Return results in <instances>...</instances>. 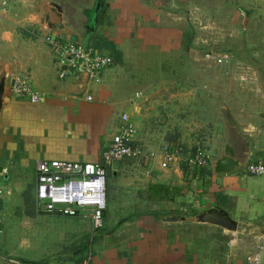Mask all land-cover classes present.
Returning a JSON list of instances; mask_svg holds the SVG:
<instances>
[{
  "label": "crops",
  "instance_id": "1",
  "mask_svg": "<svg viewBox=\"0 0 264 264\" xmlns=\"http://www.w3.org/2000/svg\"><path fill=\"white\" fill-rule=\"evenodd\" d=\"M207 1L218 3L220 11H230L236 17L231 35L243 34L247 30L250 20L246 19L247 7L241 0H91V4L83 0H54L51 2L53 10L50 9L53 14L43 9L44 34L90 45L111 62L98 74L97 80L89 81L85 72H71L61 77L57 52L48 44V50L36 58L42 59L41 65L27 66L25 74L31 86L41 93V100L33 102L16 97L4 87L0 101V165L5 171L0 179L1 224L6 218L4 213L11 207L6 204L22 195L19 188L21 175H18L21 169L32 167L36 185V163L41 159L100 160L116 118L122 112L129 113L122 108L125 98L120 89L124 85L118 83L119 75L114 72L117 61L97 42L106 40L108 44H114L111 47L120 52L121 57L123 45L130 38L140 40L143 47L154 45L169 53L180 51L184 33L186 37L183 28L194 24L190 14L205 10L203 5ZM198 51L202 55V50L192 47V52ZM227 54L231 58V69L225 78L236 82L243 79L248 70L252 73L249 65H242L237 59V51ZM121 72L125 74L122 67ZM261 83L264 90L263 80ZM87 93L92 94L93 100H86ZM140 93L135 92V97L128 99L132 102L138 100L133 109L139 115L136 123L129 114L137 128L134 144L144 146L139 127L142 126L141 119L148 117L150 110L149 106H146V113V109L143 110L147 100L141 104ZM257 120L260 124H253ZM263 123L264 117H257L249 124L252 126L249 130L254 131L242 132L243 137L238 125L232 127L228 134L229 143L224 147H232L236 157L247 159V163L264 161V126H260ZM146 130L149 132V128ZM236 138L239 140L234 142ZM242 138L247 143L244 147L240 143ZM185 147L186 150L190 148ZM144 148L159 151L161 147ZM123 159L128 163L114 164L116 160L108 169L116 179H124L119 171L130 167V162H136V177H131L136 178V195L127 194L122 205L120 200L115 202V210L104 215L107 226L96 238L92 236L91 219L87 214L62 216L75 219L77 224L89 219L91 240L86 245H91L93 252L81 255L87 247L82 244L72 249L79 250L72 257L65 252L73 243L70 241L63 248L52 243L45 250L37 237L44 230L36 224L28 232L22 231L24 236L20 235L16 244L9 241L6 251L0 249V264H264V227L258 226L264 225V174H249L245 165L229 173L218 174L210 168L193 176L182 160L163 168L159 164L161 156L151 161ZM140 164L145 167L138 170ZM32 197L34 209L31 217L60 218V214L37 209L35 188ZM209 208L224 209L229 217L240 223L241 228L250 227V230L233 235L229 233L231 230L211 221H199L198 215ZM25 215L29 218L28 214ZM173 216L177 218L170 219ZM61 231L74 232V235L83 231L85 238L88 236L87 229L81 227L62 228ZM215 232L231 238L222 244L219 236H214ZM17 247L24 250L16 257L13 252Z\"/></svg>",
  "mask_w": 264,
  "mask_h": 264
},
{
  "label": "rangeland",
  "instance_id": "2",
  "mask_svg": "<svg viewBox=\"0 0 264 264\" xmlns=\"http://www.w3.org/2000/svg\"><path fill=\"white\" fill-rule=\"evenodd\" d=\"M1 1L0 81L3 80L6 83L5 88L10 92L15 78L26 79L27 66L38 65L39 67L41 65L42 59L36 58H40L42 52L48 50V42L44 40L48 34H44L42 27L44 22L42 11L46 9L53 14L51 2L54 0H5V4ZM86 1L91 4V0H85V3ZM241 2L247 7L246 19L250 20L243 34L239 32V34L231 35V28H234L236 17L230 11H220L218 3L207 1L203 5L205 10H197L196 13L190 14L194 24L183 28L184 32L186 31V37L182 40L180 51L169 53L154 45H151L152 49L145 46L144 48L140 40L130 38L123 45V57H121L120 52L111 47L114 44H108L106 40L102 43L97 42L107 53L111 52L117 61L114 72L119 75L118 83L124 85V88L120 89L125 98L122 101V108L125 107L132 114L135 123L139 115L133 109L138 100L132 102L128 99L134 98L135 92L139 91L142 94L140 100L143 99L140 103L144 104L147 100L143 105V110L146 109L145 113L150 110L149 116L141 119L140 123L143 127H139L142 142L145 143L144 147L159 148L170 142L180 141L188 148L190 147L189 149H193L199 144L207 149L212 159L223 153L224 144L229 143L228 134L232 127L238 125L240 135L243 137L242 132L254 131L249 130L252 127L249 125L250 122L255 121L257 117H264L262 115L264 90L261 87V80L264 82V3L257 0H241ZM113 13L112 10L109 14L111 18ZM237 21L239 24L238 18ZM192 47L199 48L203 52L206 49H214L219 54L224 53L222 51L233 53L237 51L239 53L236 56L237 59L242 65H249L252 73L248 70V74H245L243 79L232 82V79L228 80L225 75L222 76L225 68L220 65L221 63L217 65L204 61L201 51L194 53ZM121 67L125 74L120 73ZM146 106H149L148 110ZM255 123L260 124L258 120L253 124ZM115 125L114 122L111 131ZM253 126L257 127V125ZM260 126H264V123ZM146 128H149V132L145 131ZM238 140L236 138L234 142ZM234 142L230 141V143ZM240 143L243 147L247 144L243 138ZM118 161L114 164L128 163L126 159ZM129 164L130 167L119 171L124 179H116L111 170L107 171L106 207L102 211L103 225L95 228L90 221L94 238L102 232L101 229L107 226L104 223V215L107 212L111 213L117 206L115 202L120 200V205H122V200L127 194L136 195V178L131 179V177H136V162ZM140 167L145 166L140 164L137 169L139 170ZM18 175H21L19 188L22 195L6 204L11 207L4 213L6 218L2 224L0 223V249L6 251L5 246L9 244V241L16 244L18 237L24 236L21 234L22 231L28 232L31 226L38 224L44 232L40 231L37 237L45 250L52 243L63 248L66 246L65 243L70 241L73 243L65 252L74 257L79 250L72 249L76 246L79 248L82 244L84 246L91 240L89 219H86V223L77 224L75 219L63 218L61 214L60 218L51 219L31 217L34 209L32 196L36 188L32 167L21 169ZM16 199L17 202H15ZM25 213L29 215V218ZM52 214L56 215V213ZM70 227L87 229V238L83 231L76 235L73 234L74 232L61 231L62 228L69 229ZM245 232L244 226L240 232L229 231L233 235ZM214 236H219L222 244L231 238V236L220 235L216 232ZM75 243L77 244L74 245ZM86 246V251L80 253L81 255H87L89 251L93 252L91 245ZM15 249L13 256L16 257L20 256L24 250L19 247Z\"/></svg>",
  "mask_w": 264,
  "mask_h": 264
},
{
  "label": "built area",
  "instance_id": "3",
  "mask_svg": "<svg viewBox=\"0 0 264 264\" xmlns=\"http://www.w3.org/2000/svg\"><path fill=\"white\" fill-rule=\"evenodd\" d=\"M264 3V0H257ZM5 4V0L1 1ZM57 52L60 65V76L72 73H87L88 80H97L98 74L107 68L111 60L90 45L72 40H62L48 34L44 40ZM202 58L214 64L224 66L223 75L229 73L231 58L227 53L219 54L208 50ZM10 92L19 98L30 101L42 99L27 79L15 78ZM92 95L87 93L86 100ZM137 128L130 114L122 112L117 117L116 125L101 153V159L94 162H77L65 160L41 159L36 163L35 199L39 211L76 216L80 213L89 215L95 228L101 227L102 211L106 207V174L108 167L123 158L156 159L163 168L182 160L191 171L199 170L210 164L211 158L207 149L195 145L193 149H185L182 142L163 145L159 151H148L143 145L133 144L136 141ZM246 171L252 175L264 174V161L256 160L246 164ZM4 169L0 172V179ZM0 184V193L2 191Z\"/></svg>",
  "mask_w": 264,
  "mask_h": 264
},
{
  "label": "water",
  "instance_id": "4",
  "mask_svg": "<svg viewBox=\"0 0 264 264\" xmlns=\"http://www.w3.org/2000/svg\"><path fill=\"white\" fill-rule=\"evenodd\" d=\"M0 81V101L1 96L4 91V85ZM247 163V159H239L236 157L234 150L229 145H225L222 155L217 157L211 162V167L215 173H229L238 169L243 168ZM2 171V166L0 165V172ZM176 216L170 219H176ZM197 219L199 221H211L214 224L220 225L225 229L236 231L241 230V225L236 220L229 217L227 211L218 208H209L206 212L198 215ZM258 226H263V224H258ZM250 227H245V231H249ZM264 234V232H263Z\"/></svg>",
  "mask_w": 264,
  "mask_h": 264
},
{
  "label": "trees",
  "instance_id": "5",
  "mask_svg": "<svg viewBox=\"0 0 264 264\" xmlns=\"http://www.w3.org/2000/svg\"><path fill=\"white\" fill-rule=\"evenodd\" d=\"M183 37H185V35H184ZM183 39H184V38H183ZM189 40H190V39H189ZM189 42H190V41H189ZM210 50H211V49H210ZM206 51H208V49H206ZM212 51H213V52H217V51H215L214 49H212ZM222 52H224V53H228V52H230V51H228V52L222 51ZM133 144H134V143H133ZM202 146H203V145H202ZM185 166H186V165H185ZM186 168H187L188 172H190L193 176H197L198 173L205 172L206 170H209V169L212 168V167H211V162H210L209 165H207V166H205V167H203V168H201V169H199V170L191 171V170L188 168V166H186Z\"/></svg>",
  "mask_w": 264,
  "mask_h": 264
},
{
  "label": "flooded vegetation",
  "instance_id": "6",
  "mask_svg": "<svg viewBox=\"0 0 264 264\" xmlns=\"http://www.w3.org/2000/svg\"><path fill=\"white\" fill-rule=\"evenodd\" d=\"M69 0H67V2H68ZM85 0H83V2H84ZM60 3V2H59ZM2 85H4V87H5V84H4V81H2ZM224 151V150H223Z\"/></svg>",
  "mask_w": 264,
  "mask_h": 264
}]
</instances>
